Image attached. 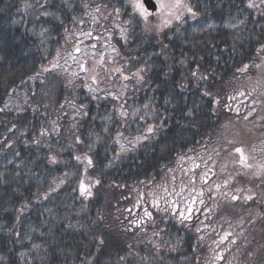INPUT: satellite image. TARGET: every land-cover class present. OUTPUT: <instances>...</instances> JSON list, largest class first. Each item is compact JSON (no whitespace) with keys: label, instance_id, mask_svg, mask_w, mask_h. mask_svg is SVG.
Wrapping results in <instances>:
<instances>
[{"label":"trees","instance_id":"obj_1","mask_svg":"<svg viewBox=\"0 0 264 264\" xmlns=\"http://www.w3.org/2000/svg\"><path fill=\"white\" fill-rule=\"evenodd\" d=\"M163 2L0 0V264H264V0Z\"/></svg>","mask_w":264,"mask_h":264},{"label":"rangeland","instance_id":"obj_2","mask_svg":"<svg viewBox=\"0 0 264 264\" xmlns=\"http://www.w3.org/2000/svg\"><path fill=\"white\" fill-rule=\"evenodd\" d=\"M156 15H158V14H156ZM89 36H90L91 42H80V45H79V43H77L74 46V49H76V47H78V45H79V47H81V49H82L81 54L75 55L74 51H70L69 54L67 55V61L65 62V65L70 67V65L75 64L74 69H77L81 62L87 61V59L90 56H95L98 52H106L107 54L111 53L110 49H108V48L102 49L101 45L98 47L97 42L93 43V40L91 37L92 34H90ZM123 40H125V34H123ZM104 64H108V60H106ZM83 69H84V71H86V67H84ZM99 73L101 76L99 75ZM94 77H96L95 79H97V81L101 82L104 79L103 70L101 68L99 70H97ZM255 152H256L257 156H259V154H262V155L264 154V141L261 144V146H259V145L256 146Z\"/></svg>","mask_w":264,"mask_h":264},{"label":"snow or ice","instance_id":"obj_3","mask_svg":"<svg viewBox=\"0 0 264 264\" xmlns=\"http://www.w3.org/2000/svg\"><path fill=\"white\" fill-rule=\"evenodd\" d=\"M158 3L160 5V8L163 10L167 7V5L163 2V0H158ZM179 4V0H177V6ZM251 6V5H250ZM136 8L141 12L142 15L145 16V18H147L148 15H150V13H148L147 9L144 7L143 3L140 2V0H136ZM189 11H191V9H189ZM149 131L151 132L152 129L149 128ZM236 151L241 152V149H236ZM89 163H91V161H89ZM146 215H151L150 213H146ZM181 215H183V213H181Z\"/></svg>","mask_w":264,"mask_h":264},{"label":"water","instance_id":"obj_4","mask_svg":"<svg viewBox=\"0 0 264 264\" xmlns=\"http://www.w3.org/2000/svg\"><path fill=\"white\" fill-rule=\"evenodd\" d=\"M146 7L150 10H156L157 9V5L154 2V0H143Z\"/></svg>","mask_w":264,"mask_h":264}]
</instances>
